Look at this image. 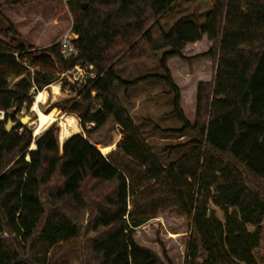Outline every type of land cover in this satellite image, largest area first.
I'll list each match as a JSON object with an SVG mask.
<instances>
[{
    "label": "trees",
    "instance_id": "obj_1",
    "mask_svg": "<svg viewBox=\"0 0 264 264\" xmlns=\"http://www.w3.org/2000/svg\"><path fill=\"white\" fill-rule=\"evenodd\" d=\"M177 1L67 0L78 35L79 55L71 58L59 43L27 48L11 23L0 30V264H258L264 223V0H214L204 20L193 12L165 30L160 20ZM205 35L212 47L202 56L216 61V72L212 81L197 85L191 123L168 60L198 58L183 51ZM161 50V74H119L122 63ZM77 65L91 66L94 77L79 98L52 107L76 116L85 133L91 132L88 125L99 129L112 118L123 137L108 156L83 133L69 137L60 151L55 124L38 137L21 123L6 130L9 118L32 106L34 94ZM149 82L167 88L181 123L156 128L194 136L170 147L188 150L170 165L160 162L118 96V88L126 95ZM146 184L158 196L142 203L135 198ZM162 207L187 222L188 231L165 246L140 241L136 230ZM214 207L222 209L223 219Z\"/></svg>",
    "mask_w": 264,
    "mask_h": 264
},
{
    "label": "rangeland",
    "instance_id": "obj_2",
    "mask_svg": "<svg viewBox=\"0 0 264 264\" xmlns=\"http://www.w3.org/2000/svg\"><path fill=\"white\" fill-rule=\"evenodd\" d=\"M16 1H20L21 5L15 4ZM213 3L214 0H178L173 6V11L161 18V24L165 30H169L178 19L193 12L200 13V20L202 21L206 13L212 8ZM10 23L19 33L20 43L27 48H43L54 43H59L62 35L72 32L73 18L68 9L67 0H0V30L9 28ZM211 47L212 41L205 35L195 44H187L183 51L184 56L188 58H198L183 60L178 57H172L168 62L175 83L181 90V106L191 123H194L196 117L197 85L200 81H212L216 72V61L211 56H202ZM5 48L4 46L3 49ZM162 52L163 50L155 55L126 61L118 67V72L126 79H135L147 73L161 74L159 61ZM92 77H94V72L91 66H79V68L62 73L55 83L44 89L49 91L50 98L46 105L41 107V111L46 114H50L51 112L56 113L55 120L47 128L53 124L59 127L60 151H62V145L67 138L75 133H83L91 142L97 143V146L106 145L104 147L110 148V150L115 149L118 141L122 138L120 129L112 118L109 119L105 126L99 129H95L93 125H88V129L91 132L85 133L80 125V120L76 116L79 123L75 122L76 126L72 127L68 125L67 119L64 117L67 113L57 107H52L54 103L63 99L79 98L80 91L84 89L88 79ZM13 82L14 79L12 78L11 83ZM52 85H59L62 90L61 94L56 98L53 97L51 92L53 89ZM117 92L121 94L122 89L118 88ZM136 95L141 100L140 107L136 111L133 110L130 104L131 95L128 99L122 97V100L126 103L130 114L133 115L131 116L134 118L138 128L147 133L146 141L158 155L160 162L170 165L172 162L183 157L187 153L186 151H188H172L170 147L184 144L193 139L194 136L192 134H186L183 137L167 135L163 134L159 128H156L158 126L164 129L181 127L180 121L172 113V95L167 94V88L163 84L157 82L143 83L137 90ZM36 96H38V93H36ZM35 100L36 97L34 96V102ZM34 102L31 107L27 108L25 105L19 112L15 113V119H9L17 122V125L14 127L15 129L20 125L22 118L30 116L31 119L27 124L21 125L30 128L33 132V137H38L47 128L39 133V135L34 134L39 118L37 112L32 108ZM10 111L13 112L14 108ZM33 144L31 148H33ZM100 151L102 152L101 149ZM109 154L104 155L108 156ZM149 185L146 184L140 187L135 199L144 203L151 198L157 197L158 194L155 195L148 190ZM133 200L132 198L131 202ZM214 208L218 216L223 219L222 209L219 207ZM157 213V217L136 230L135 236L140 241L151 245L159 242L165 246L167 242H171L168 239L175 238L188 231L187 222L171 215L169 208H159L157 209ZM249 229L252 230L253 227H249ZM171 243L174 244V242ZM255 255L258 264H264V223L262 238L259 247L255 250Z\"/></svg>",
    "mask_w": 264,
    "mask_h": 264
},
{
    "label": "bare ground",
    "instance_id": "obj_3",
    "mask_svg": "<svg viewBox=\"0 0 264 264\" xmlns=\"http://www.w3.org/2000/svg\"><path fill=\"white\" fill-rule=\"evenodd\" d=\"M46 99V94L45 92L41 91L35 102H34V105H33V110L37 112L39 118H38V122H37V126L35 127V132L34 134L35 135H39V133H41L42 131L45 130V128H47L54 120H55V112H51L50 114H46L44 112H42L39 107H38V102L40 101H43ZM67 123L68 125L70 126H76V123H75V119L73 117H68L67 118ZM35 144H33V148L35 149ZM99 149L102 150V152L104 154H109L111 152L110 148H107V147H104V146H97Z\"/></svg>",
    "mask_w": 264,
    "mask_h": 264
},
{
    "label": "crops",
    "instance_id": "obj_4",
    "mask_svg": "<svg viewBox=\"0 0 264 264\" xmlns=\"http://www.w3.org/2000/svg\"><path fill=\"white\" fill-rule=\"evenodd\" d=\"M198 42V41H197ZM196 42H194V43H189V44H195ZM168 62H169V60H168ZM172 72V71H171ZM173 75V74H172ZM141 86V84L139 85V86H137V87H134V88H131L129 91H128V93L125 95V90L124 89H122V93L120 94V93H118V96L120 97V99H121V101H122V103L126 106V103L122 100V97H124L125 99H128V97H130V95H131V100H130V104L132 105V107H133V110L134 111H136V110H138V108L140 107V98H139V96L138 95H136V92H137V90L139 89V87ZM53 89H52V94H53V97L54 98H56L59 94H61V87L59 86V85H52L51 86ZM43 92H45L46 93V99L45 100H43V101H40V102H38V107H39V109L41 110V107H43V105H46V103H47V101L49 100V98H50V93H49V91L48 90H44ZM127 107V106H126ZM132 110V111H133ZM132 115V114H131ZM133 116V115H132ZM64 117H65V119H67L68 117H73L74 119H75V122L78 124L79 122H78V119L75 117V116H73V115H64ZM134 119V118H133ZM122 135V137H123V134H121ZM68 139V138H67ZM101 145H103V144H101ZM103 146H106V145H103ZM111 151H112V149H111Z\"/></svg>",
    "mask_w": 264,
    "mask_h": 264
},
{
    "label": "built area",
    "instance_id": "obj_5",
    "mask_svg": "<svg viewBox=\"0 0 264 264\" xmlns=\"http://www.w3.org/2000/svg\"><path fill=\"white\" fill-rule=\"evenodd\" d=\"M78 35L74 32L65 33L61 36L59 44L61 47V52L65 58L77 57L79 55L78 49L75 47L74 41L77 39ZM77 65L75 68H79ZM39 94V92H38ZM34 96L37 98L36 94ZM5 118V111H0V119Z\"/></svg>",
    "mask_w": 264,
    "mask_h": 264
},
{
    "label": "water",
    "instance_id": "obj_6",
    "mask_svg": "<svg viewBox=\"0 0 264 264\" xmlns=\"http://www.w3.org/2000/svg\"><path fill=\"white\" fill-rule=\"evenodd\" d=\"M30 119H31L30 116H26V117L22 118L20 122H21V124L25 125V124H27V122H28ZM16 125H17V122L12 121L11 119H9V120L7 121V123H6V130H7L8 132H11V131L14 130V127H15ZM35 148H36V147H35ZM31 149H34V148H31Z\"/></svg>",
    "mask_w": 264,
    "mask_h": 264
}]
</instances>
